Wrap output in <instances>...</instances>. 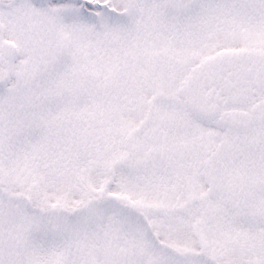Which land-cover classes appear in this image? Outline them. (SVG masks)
Returning <instances> with one entry per match:
<instances>
[{
	"label": "snow or ice",
	"instance_id": "6c2138e0",
	"mask_svg": "<svg viewBox=\"0 0 264 264\" xmlns=\"http://www.w3.org/2000/svg\"><path fill=\"white\" fill-rule=\"evenodd\" d=\"M0 264H264V0H0Z\"/></svg>",
	"mask_w": 264,
	"mask_h": 264
}]
</instances>
